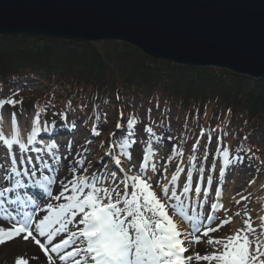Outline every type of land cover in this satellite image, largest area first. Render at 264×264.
Masks as SVG:
<instances>
[{"label":"snow or ice","instance_id":"1","mask_svg":"<svg viewBox=\"0 0 264 264\" xmlns=\"http://www.w3.org/2000/svg\"><path fill=\"white\" fill-rule=\"evenodd\" d=\"M17 103L22 101L0 99V109ZM58 114L63 121L60 129L55 122L41 123V111H37L30 133L21 136L13 113L12 134L0 135V149L6 154L0 161V244L31 238L44 250L45 264H264V240L260 236L250 239L256 231L251 215L246 213L244 226L234 234L210 236L231 222L218 215L223 210L220 181L229 169L244 162V156L224 146L222 137H217V147L210 151L209 135L203 155L198 156L204 137L201 129L187 167L183 152L171 145L161 172L155 157L164 148V137L151 124L138 136L137 120L128 119L126 125H116L121 130L119 138L111 134L114 139L105 153L108 159L89 173L87 148L73 153L69 140L66 151L60 152L56 133L74 132L77 124L68 121V110L53 113ZM99 121L97 115L90 132L94 137L100 135ZM172 139L167 136L168 142ZM176 157L181 159L168 179L167 165ZM181 175L185 176L182 186ZM246 199L241 196L236 203ZM260 220L264 236V217ZM202 237L212 251H191ZM16 264L27 262L21 257Z\"/></svg>","mask_w":264,"mask_h":264},{"label":"trees","instance_id":"2","mask_svg":"<svg viewBox=\"0 0 264 264\" xmlns=\"http://www.w3.org/2000/svg\"><path fill=\"white\" fill-rule=\"evenodd\" d=\"M0 86L3 98L35 89L43 113L68 110L90 124L97 115L105 123L121 119V112L122 124L132 118L156 124L155 117L167 118L176 112L174 120L182 121L180 144L197 139L203 128L220 132L214 120L202 125L211 104L214 117L240 121L242 127L233 132L239 130L238 135L245 138L264 126V79L253 81L220 69L179 67L121 43L0 37Z\"/></svg>","mask_w":264,"mask_h":264},{"label":"water","instance_id":"3","mask_svg":"<svg viewBox=\"0 0 264 264\" xmlns=\"http://www.w3.org/2000/svg\"><path fill=\"white\" fill-rule=\"evenodd\" d=\"M120 42L154 60L264 79V0H0V37Z\"/></svg>","mask_w":264,"mask_h":264},{"label":"rangeland","instance_id":"4","mask_svg":"<svg viewBox=\"0 0 264 264\" xmlns=\"http://www.w3.org/2000/svg\"><path fill=\"white\" fill-rule=\"evenodd\" d=\"M34 91V92H33ZM37 91L34 90H27L25 92L24 96L28 98H23L22 103H18V105H15V107H12L8 104H5L2 109V117H8L12 119V114H16V121L17 125H19L20 130H24V134L20 133L21 136H27L32 128L33 120L35 116L36 111V104H35V98L38 97V94H36ZM2 94V91L0 89V95ZM213 110L214 105L211 104V106L206 111V115L203 119L202 125L206 127V123L212 122L214 126H219V131H223L224 133H221L219 135L211 134L213 137V140L217 143V137H222L223 144L225 147L230 148V150L235 155H241L244 156V162L242 164H237L235 167L229 169L226 173V176L224 179L220 181L223 192L222 194H225L222 197V203H223V210L218 215L221 216V218L229 219L231 222L226 224L219 232L216 233H210L211 237L214 238H223L228 235L234 234L238 229L242 228L244 226V221L248 218V215H251L252 217V225L256 229L254 233H250V239L255 240L257 236H260L261 240H264V236H261V220L260 217H264V150H257L254 148L253 151H255L257 154L263 155L262 159L256 158L254 155H252L249 151L246 150V146L248 144H251V147H257V148H263L264 149V126H262L258 131L253 132L250 136H248L247 140L244 141L241 135H238L240 131L233 132V129L236 127L239 129L241 126V122L237 119H229L224 118L222 120L221 116L215 115L213 116ZM174 111V110H173ZM176 113V112H175ZM34 115V116H33ZM46 116V115H45ZM214 117V118H213ZM45 117L41 120V123L44 121H48L49 124L52 122H55L57 129H60L61 125L63 124L62 120H59L60 118L55 116L53 117ZM72 116L68 115V121L72 122ZM76 118V116L74 117ZM159 119V118H158ZM56 120V121H55ZM111 122L106 124L100 125V129L103 133L102 136H92L90 135V131L86 128L85 122L82 120L80 123H78V126L76 127L74 132H66L63 131L64 134L60 136V138L56 139L57 144L59 145V150L61 153H64L66 151V146L68 144L69 140L73 141L72 144V152L75 153L77 151H81L82 149L87 148L88 151L85 153L88 160L90 161V164H86V167L89 169V173L95 170L96 165L98 162H100L102 159L107 160L108 158L105 156V153L110 151L109 146L103 148V137L109 138L114 131H116L117 122L113 119L110 120ZM168 123L170 127H179L181 126L180 123L182 121L179 119L176 122L173 121V119H168ZM224 125V127H222ZM236 125V126H235ZM145 125L140 122L137 123V135L142 136L141 129H143ZM180 132L183 131V129H178ZM7 130H5L6 132ZM4 132V133H5ZM158 135H161L164 137V148L162 151H159L156 155L155 159L157 161V167L160 169L161 172L164 171V165L163 161L168 159L169 153L168 148L171 147V145L175 144L179 145L177 142H175L173 139L168 142L167 136L171 135L169 132L159 129L157 131ZM4 135V134H3ZM8 136V135H4ZM92 140L93 143L87 144V141ZM138 146L140 148L143 147V144L140 143L138 140ZM192 144V143H191ZM191 144L188 146L186 151L183 153V166L187 167L189 163V157L192 154V147ZM214 151V150H211ZM5 153H2L0 151V161H3L5 159ZM135 155V154H134ZM69 159H71V156H69ZM180 157H176L175 159L171 160V162L167 165V173H168V179L171 178L173 174H175L176 164L180 160ZM212 163V157L209 156L208 164L211 165ZM197 165H199V160L197 161ZM112 165L111 163L108 164V168L111 169ZM135 170V169H134ZM219 171V168H217V172ZM252 171L251 174H247V172ZM205 179L208 176V172L206 171L204 173ZM185 179L184 175L180 176V183L181 186L183 184V181ZM197 179V175L193 176V183L195 184V181ZM163 183H167V179L162 178ZM217 187V184L214 180V183L212 185L213 189V195L215 193V189ZM233 189L232 192H229V190ZM241 196L247 197L246 200H241L240 204H237L236 201L240 200ZM227 197V198H226ZM211 203V199H210ZM239 213V215H236V213ZM180 227L184 229L187 225L181 224ZM207 238H201V243L198 245H192L191 247L194 250L191 251H198L201 254H205L206 252H211L212 248L207 245L206 243ZM15 261H10L8 264H16Z\"/></svg>","mask_w":264,"mask_h":264},{"label":"bare ground","instance_id":"5","mask_svg":"<svg viewBox=\"0 0 264 264\" xmlns=\"http://www.w3.org/2000/svg\"><path fill=\"white\" fill-rule=\"evenodd\" d=\"M5 127L6 126L1 125V129ZM251 173L252 171L247 172V174ZM232 191L233 189L229 190V192ZM224 195L225 194H222V197ZM184 229L186 228L184 227ZM21 257L27 264H45L47 261V257L44 252L41 251L40 246L31 238L27 241L20 238L17 241L6 243L0 247V264H8L10 261H17V259Z\"/></svg>","mask_w":264,"mask_h":264}]
</instances>
